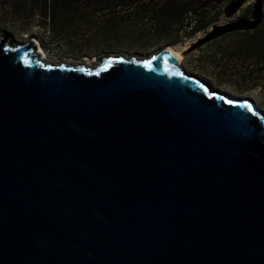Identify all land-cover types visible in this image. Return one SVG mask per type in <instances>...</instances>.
I'll return each instance as SVG.
<instances>
[{"label": "water", "instance_id": "95a60500", "mask_svg": "<svg viewBox=\"0 0 264 264\" xmlns=\"http://www.w3.org/2000/svg\"><path fill=\"white\" fill-rule=\"evenodd\" d=\"M252 19L218 26L187 52ZM0 39V264H264V112L167 49L98 66Z\"/></svg>", "mask_w": 264, "mask_h": 264}, {"label": "rangeland", "instance_id": "374dc122", "mask_svg": "<svg viewBox=\"0 0 264 264\" xmlns=\"http://www.w3.org/2000/svg\"><path fill=\"white\" fill-rule=\"evenodd\" d=\"M234 1L228 0L211 15L216 20L208 29L191 37L183 34L178 39L175 36H152L149 25L133 22L131 19L135 18L128 14H124V18L118 23L111 19L108 22L109 17L97 20L95 18L94 23H88L87 20L80 23H57L53 33L52 30L42 27L39 14L23 15L24 6L19 0H0V39L3 33L9 32L15 46L36 40L48 61L93 69L98 66V59L102 57L136 56L147 59L163 49H188L192 43L218 26L253 18L256 0ZM15 7L21 12L13 10ZM234 33L217 38L191 53L186 49L181 66L187 73L209 82L213 89L233 97L252 100L256 108L264 112L263 83L245 81L240 78L244 73L241 66L234 69L232 64L226 65L239 40Z\"/></svg>", "mask_w": 264, "mask_h": 264}, {"label": "trees", "instance_id": "16d2710c", "mask_svg": "<svg viewBox=\"0 0 264 264\" xmlns=\"http://www.w3.org/2000/svg\"><path fill=\"white\" fill-rule=\"evenodd\" d=\"M25 16L39 14L42 27L55 32L57 23H94L108 18L118 23L128 14L133 22L149 25L152 36H194L216 20L211 15L228 0H19ZM21 12L18 7L13 8ZM111 19V21H109ZM238 41L229 56L232 68L241 66L245 81L264 86V11L262 23L252 31L235 32ZM231 62V63H230ZM225 65V66H226ZM225 68V67H224Z\"/></svg>", "mask_w": 264, "mask_h": 264}, {"label": "bare ground", "instance_id": "6f19581e", "mask_svg": "<svg viewBox=\"0 0 264 264\" xmlns=\"http://www.w3.org/2000/svg\"><path fill=\"white\" fill-rule=\"evenodd\" d=\"M36 41V40H35ZM36 43L38 44V42L36 41ZM40 46V45H39ZM187 48H185L184 50H181V51H178V50H174L172 48H168L167 51L168 53L173 56L174 58H176L180 64H182V61L183 59L185 58V51H186ZM39 50H40V53L42 54V58L45 60V61H48L47 58H46V55H45V52L43 51L42 47L40 46L39 47ZM128 58V57H127ZM131 58V57H130ZM77 65V64H76ZM89 68V67H88ZM96 68V67H95ZM92 69V67H91ZM94 69V67H93ZM243 99V98H242Z\"/></svg>", "mask_w": 264, "mask_h": 264}, {"label": "flooded vegetation", "instance_id": "af4514ba", "mask_svg": "<svg viewBox=\"0 0 264 264\" xmlns=\"http://www.w3.org/2000/svg\"><path fill=\"white\" fill-rule=\"evenodd\" d=\"M234 1V0H233ZM235 2V1H234ZM234 5L237 4V3H233Z\"/></svg>", "mask_w": 264, "mask_h": 264}]
</instances>
